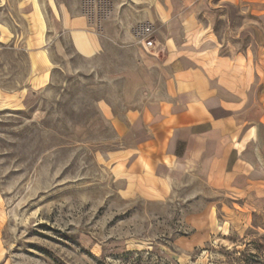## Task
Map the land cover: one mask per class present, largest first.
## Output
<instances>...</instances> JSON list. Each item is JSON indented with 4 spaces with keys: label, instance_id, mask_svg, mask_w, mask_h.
I'll return each mask as SVG.
<instances>
[{
    "label": "rangeland",
    "instance_id": "obj_1",
    "mask_svg": "<svg viewBox=\"0 0 264 264\" xmlns=\"http://www.w3.org/2000/svg\"><path fill=\"white\" fill-rule=\"evenodd\" d=\"M170 1L0 0V262L264 264L261 202L193 177L134 182L121 154L136 138L112 121L128 110L122 75L163 40L160 8L194 14L192 36L175 31L195 51L244 53L263 27L241 4ZM66 14L90 19L98 54L76 51Z\"/></svg>",
    "mask_w": 264,
    "mask_h": 264
},
{
    "label": "crops",
    "instance_id": "obj_2",
    "mask_svg": "<svg viewBox=\"0 0 264 264\" xmlns=\"http://www.w3.org/2000/svg\"><path fill=\"white\" fill-rule=\"evenodd\" d=\"M223 1L245 6L253 28L263 26L253 31V44L234 56L191 50L178 41L175 28H184L189 38L196 18L174 15L172 1L170 11H158L157 20L166 27L163 40L140 48L142 59L122 75L128 110L124 119L112 121L127 142L136 135L121 152L132 181L148 176L169 192L181 178L193 177L264 207V0ZM185 2L192 6L196 0ZM60 24L79 54L101 51V34L88 17L66 14Z\"/></svg>",
    "mask_w": 264,
    "mask_h": 264
}]
</instances>
